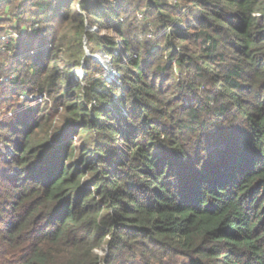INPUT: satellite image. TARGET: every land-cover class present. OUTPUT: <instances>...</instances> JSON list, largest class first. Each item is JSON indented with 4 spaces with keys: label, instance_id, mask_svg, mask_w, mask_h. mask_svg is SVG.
I'll return each instance as SVG.
<instances>
[{
    "label": "trees",
    "instance_id": "16d2710c",
    "mask_svg": "<svg viewBox=\"0 0 264 264\" xmlns=\"http://www.w3.org/2000/svg\"><path fill=\"white\" fill-rule=\"evenodd\" d=\"M16 2L40 28L0 54V264H264V0Z\"/></svg>",
    "mask_w": 264,
    "mask_h": 264
},
{
    "label": "rangeland",
    "instance_id": "374dc122",
    "mask_svg": "<svg viewBox=\"0 0 264 264\" xmlns=\"http://www.w3.org/2000/svg\"><path fill=\"white\" fill-rule=\"evenodd\" d=\"M21 1H23V0H17L18 3H20ZM171 1L173 3H177V0H171ZM17 2H16V4H18ZM77 2H78V0H76V3ZM6 10L7 11L13 10V7H9ZM14 15H15V12H14ZM1 18L5 19V20H7L9 22L6 25H0V31H2V34H1L0 38L5 36V35L16 34L18 36L17 37L18 39L16 41H19L22 36H24V35H26V34H28L30 32H34V31H36V30H38L40 28L39 24L29 25V26L22 27L21 31L18 32L14 28L17 25V22H16V20L12 21L13 20V15L12 14H9V12H8V14H6V12H4V10H0V19ZM139 18L141 20H144V15L141 14L139 16ZM86 33L89 34V35H92V38L94 39V41L97 40L98 36L100 38L109 37V36H112L113 38H116L115 34L112 33V32H108L107 30L101 31L100 28H99V25L92 23L91 19L88 20L87 23H86ZM152 38H153V34H150L149 35V39H152ZM14 42H12V43H14ZM84 43L86 45L85 49H86L87 56L90 57L93 60V62L91 63V71H94V70L96 72L97 71H101L102 74L104 75V80L106 82L111 83L112 81H116L118 76H119V74H118V72H117V70L115 68L113 60L106 54L105 51H103L102 49L99 48L97 42L94 43L93 41H91V39L88 36L85 38ZM118 44H121V40H119V38H118ZM4 45H6V44H4ZM4 45H2V47H4ZM88 47H91V48L95 49V52H94L95 54L91 53V51L88 49ZM2 54L11 55L12 52L6 50ZM125 64L129 65L128 62H125ZM58 65H59L60 69L63 72H65V73L67 72V67H66L65 62L61 61ZM90 74H89V72L87 74V71L85 69H77L74 72L73 77H72V79H73L72 86L75 84L74 82H81V83H83V85L85 87L86 86L85 80ZM7 79L13 80V79H15V75H11ZM84 91H85V89H84ZM44 98H45V102L48 103L50 108H52L54 106V102H53V99H52L53 96L51 98H49L48 96H45ZM34 99H36L35 96H29L28 94H24V95L21 96V100L20 101L24 102L26 100H34ZM38 101L40 103L42 100L38 99ZM1 119L2 118L0 116V120ZM57 123H58V121L56 122V124ZM75 135H76L74 137L75 142L77 144H81V141H80L78 135L77 134H75ZM3 170H4V167L2 165H0V173L2 172V174H5V172ZM96 252H97V254L99 256L104 258V257L108 256V252L109 251H108V247L105 246L103 249H99Z\"/></svg>",
    "mask_w": 264,
    "mask_h": 264
},
{
    "label": "built area",
    "instance_id": "2783aa9c",
    "mask_svg": "<svg viewBox=\"0 0 264 264\" xmlns=\"http://www.w3.org/2000/svg\"><path fill=\"white\" fill-rule=\"evenodd\" d=\"M18 36L16 34L13 35H5L3 37L0 38V54H2L3 52H5L6 50H9V46L12 44V42L16 41L18 38ZM6 44V45H4ZM2 45H4V47H2ZM6 49V50H5ZM9 79H4L0 77V84L1 83H5L7 82Z\"/></svg>",
    "mask_w": 264,
    "mask_h": 264
}]
</instances>
